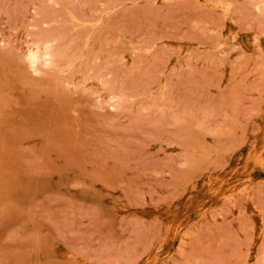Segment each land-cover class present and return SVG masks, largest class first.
<instances>
[{
  "label": "rangeland",
  "instance_id": "1",
  "mask_svg": "<svg viewBox=\"0 0 264 264\" xmlns=\"http://www.w3.org/2000/svg\"><path fill=\"white\" fill-rule=\"evenodd\" d=\"M0 264H264V0H0Z\"/></svg>",
  "mask_w": 264,
  "mask_h": 264
}]
</instances>
